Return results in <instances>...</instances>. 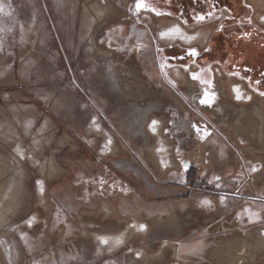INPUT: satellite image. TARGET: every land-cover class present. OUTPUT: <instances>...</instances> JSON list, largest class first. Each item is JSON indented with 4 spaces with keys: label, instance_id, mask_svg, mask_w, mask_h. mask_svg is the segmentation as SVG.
I'll use <instances>...</instances> for the list:
<instances>
[{
    "label": "rangeland",
    "instance_id": "374dc122",
    "mask_svg": "<svg viewBox=\"0 0 264 264\" xmlns=\"http://www.w3.org/2000/svg\"><path fill=\"white\" fill-rule=\"evenodd\" d=\"M136 2L0 0L9 13L0 12V264H216L210 252L226 248L232 236L264 232V218L249 209L242 235L217 232L199 246L200 256L174 253L181 236L161 229L169 226L170 210L175 225L198 212L199 202L206 210L204 201L223 206L225 193L239 192L240 185L241 193L264 198V137L253 138L235 121L242 112L264 111V100L223 74L215 92L202 87L191 96L187 69L169 66L154 96L163 110L147 117L146 138L133 135L124 99L145 101L149 85L138 48L154 38L161 46L201 47L208 32L204 28L193 44L168 39L161 33L178 27L182 36L180 26L137 10ZM251 2L252 15L264 24V0ZM206 90L212 102L196 105ZM153 118L166 150L154 149ZM179 118L188 119L191 130L179 127ZM261 253L245 264H264Z\"/></svg>",
    "mask_w": 264,
    "mask_h": 264
},
{
    "label": "flooded vegetation",
    "instance_id": "af4514ba",
    "mask_svg": "<svg viewBox=\"0 0 264 264\" xmlns=\"http://www.w3.org/2000/svg\"><path fill=\"white\" fill-rule=\"evenodd\" d=\"M145 2L150 7L144 9L152 11L151 8H155L156 11H152L153 14L157 15V12L163 13L161 16H166L167 18L165 19L168 21L176 22L184 33L182 36L175 33L173 38L170 33L169 36H165L168 39H179L184 43L193 44L199 40L204 28H207L208 32L204 34L206 37V44L201 47H184L178 43L161 46L157 43L156 38H154L153 42H151L152 44L146 43V45L138 48V53L137 51L136 53L139 55V58H141V60L139 59L138 61L145 70L149 80V85L146 83L147 87L143 88V92L145 93L143 97L145 101L143 99L139 101H143L140 103L142 106L148 107V113L146 114V118L141 119L140 111L131 109L129 105L130 102L124 99L126 103L125 108L127 107L126 109L130 115L127 124L128 131L132 132V134L133 131L137 133L141 132L142 135L139 136L143 137L142 129L146 123L147 117H149L151 113L158 112L160 108L163 110L160 106L163 105V103H159L158 100H155L154 96H156L157 89L162 88L159 84L163 78V72L167 71L165 68L169 66L179 67L184 70V65H187L188 76H191L192 72L199 73L200 79H192V81L190 80L191 82L188 81V84L185 85L189 87L188 90L191 96L200 93L202 87H207L215 92V85H217L216 76L220 77L223 74L239 79L247 90L250 89L259 97L262 96L261 98L264 100V95H261V93H264V24L259 22V20L252 15L253 11L249 4L250 2L253 6L251 0H249V2L247 0H145ZM209 12L212 13L210 17L207 16ZM169 13H171V15H168ZM196 15H205L206 18L203 21L197 22L195 19ZM249 20H251V23H249ZM185 21H187V23H185ZM184 26L187 28L190 27L194 31L199 28L200 30L190 33ZM185 32L193 36L192 40ZM245 33H248V36H245ZM190 48H195L199 55L189 57L187 51ZM146 49H148L149 56ZM162 64L165 65L163 68L161 67ZM133 66L134 65H132L130 71L131 73H136L137 69L134 71ZM201 80L210 81V83L204 84L201 83ZM257 81H259V83H257ZM163 82L166 87L175 90L171 83L166 80ZM175 93L184 97L178 90H175ZM200 96L201 97H197L196 95L195 97L196 105L201 104L200 100L203 99V95L201 94ZM147 98H150V101L147 102ZM152 104H159V110L155 109V107L152 108ZM137 116H139V121L137 120ZM133 119H136V122ZM179 119V127L185 129V127H182L180 124V122L184 120L188 126L187 130H191L192 127L188 125V119ZM140 121L142 122L141 124H139ZM130 123H132V125ZM144 130L147 132L145 126ZM143 138L146 137L144 136ZM235 162H238L237 158ZM126 163L129 162L127 161ZM132 170L134 172L136 171L134 168ZM172 225L177 227V225H181V222ZM201 252L202 249L200 248L194 250L195 255L200 256Z\"/></svg>",
    "mask_w": 264,
    "mask_h": 264
},
{
    "label": "crops",
    "instance_id": "0c3cea01",
    "mask_svg": "<svg viewBox=\"0 0 264 264\" xmlns=\"http://www.w3.org/2000/svg\"><path fill=\"white\" fill-rule=\"evenodd\" d=\"M239 192L234 193H225L223 198L222 205L223 206H217L215 205H207L208 210L203 209V205H198V212L200 214H197L196 217L193 215L194 213H198L197 210H192V213H186V215L183 217L184 219L181 221V225H177V227L173 226L171 221L173 215L171 213V210L167 208L168 215L167 219L169 226L167 228L161 227L162 231L169 232V235L176 234L181 236L179 243H173L174 244V253L177 254V251L181 249L183 250L184 254H193V251L196 248H199V246H205L204 242H211L212 239H214V235L217 232H223L222 235L219 237H227L232 232L235 233H241V235L244 232V229H246V224L248 223L249 219V209L255 210V214L259 215L262 219L264 218V198H259L257 196L248 194V193H241L240 190L242 189V186L238 188ZM260 193H264V188L260 189ZM197 199H195L194 202ZM241 200H244L243 203H241ZM215 202V200H214ZM229 204L230 209L226 212V205ZM250 203V204H249ZM172 204V203H171ZM254 206H251L253 205ZM169 205V204H168ZM172 208L175 207L174 203L171 205ZM180 207V205H178ZM118 207V205H117ZM202 207V208H201ZM189 209V208H187ZM118 211V210H117ZM181 212H185V210H180ZM187 214L189 217H187ZM193 217L196 219L195 223L197 224H190L191 220H193ZM200 221L202 222L201 224ZM205 227V230L201 233H198L196 228ZM172 226V227H171ZM170 229V230H169ZM161 231V230H160ZM192 235L191 238H188L187 236ZM236 236V235H234ZM232 236V238L234 237ZM240 236V235H239ZM247 236V235H246ZM241 236V237H246ZM187 237V238H186ZM218 237V238H219ZM212 238V239H211ZM248 238V237H247ZM251 238V237H250ZM183 240V241H182ZM232 240V239H231ZM219 248V247H218ZM216 248V249H218ZM264 255V251L258 255L259 256ZM257 257V258H258ZM183 264H189V263H183Z\"/></svg>",
    "mask_w": 264,
    "mask_h": 264
},
{
    "label": "bare ground",
    "instance_id": "6f19581e",
    "mask_svg": "<svg viewBox=\"0 0 264 264\" xmlns=\"http://www.w3.org/2000/svg\"><path fill=\"white\" fill-rule=\"evenodd\" d=\"M96 14H97V16H99V18L103 15L101 11L96 12ZM90 21H92L91 23L94 24V17H90ZM88 26H91V25H88ZM243 97L246 98V96H243ZM126 100H128L130 102L129 105H130L131 109H137L140 111L139 113H140L141 119L146 118V114L148 113V107L142 106L140 104V101H139L140 99L138 100V98L136 99L133 97V98H126ZM151 107L152 108L155 107V109L159 110V104H152ZM242 110H244V109H242ZM245 111H247V110H245ZM153 121H156L157 123L155 125H153ZM235 121H236V124L238 127L243 126V125L247 126L246 129L248 130L249 134L253 138H257L259 140L263 139L262 137H264V123L262 124V122H264V111L260 110V108L255 109L250 114L249 113L244 114V112L240 113V115H237V119ZM141 123L142 122L140 121L139 124H141ZM130 124L132 125V123H130ZM180 124L182 127H185V130H187L188 126L186 125L187 124L186 121L183 120L180 122ZM160 126H161V124L158 121V119L153 118V119H151V121L149 123V130L151 131L152 135L158 136L156 146L154 144V146L156 148H154V149L161 148V149L166 150V149H168V146H167L166 141L162 137L163 135H161V133H160L161 132ZM153 127L155 128V131H153ZM142 133H143V137L147 136L146 131L144 130V126L142 129ZM251 148H253V147L250 146L249 149L251 150ZM258 157H260V156H258ZM5 189H6V187H5ZM7 193H9V192H7ZM7 196H8V194H7ZM2 210H3V208H2ZM187 217H189L188 214H187ZM114 225H115V223H114ZM262 251H264V232L260 231L253 238H246V237H241L239 235H236L232 238V240H230L226 244V248L219 247L218 249H215L214 251L210 252V256H211V259L216 264H245V262H249L250 260L253 261V259H254L253 254H254V256H256L257 253H261ZM161 255H162V253L160 254V256ZM160 258H164V256L162 255ZM133 264H143V263L133 261Z\"/></svg>",
    "mask_w": 264,
    "mask_h": 264
},
{
    "label": "snow or ice",
    "instance_id": "6c2138e0",
    "mask_svg": "<svg viewBox=\"0 0 264 264\" xmlns=\"http://www.w3.org/2000/svg\"><path fill=\"white\" fill-rule=\"evenodd\" d=\"M135 7H136L137 10H140V9L148 8V7H150V6L146 4L145 0H137ZM151 10H152V11H156L155 8H151ZM0 12H4L5 15H8V14H9V13L5 12V9H4V6H3V5H0ZM157 15H163V13L157 12ZM168 15H171V13H169ZM211 15H212L211 12L207 13V16L210 17ZM205 18H206L205 15H196V16H195V19H196L197 22L203 21ZM262 19H264V18H262ZM185 23H187V21H185ZM249 23H251V20H249ZM4 30H5V29L0 28V31H4ZM7 31H11V29L9 28V29H7ZM179 31H180L179 28H178V27H175V28L169 29V31H168L167 33H161V35H168V34L173 33V32H175V33H179ZM244 35H245V36H248V33H245ZM182 38H183V37H182ZM2 44H3V41H2V38H0V47H2ZM187 55H188L189 57H194V56H198L199 53L197 52V50H196L195 48H190V49H188V51H187ZM164 66H165V65H163V64L161 65L162 68H163ZM184 67H185V69H187L188 66H187V65H184ZM191 76H192V79H193V80H198V79H200V75H199V73L192 72V73H191ZM201 83L208 84V83H210V81L201 80ZM257 83H259V81H257ZM235 91H236V98H237V99H241L242 96H241V94H240L239 89L237 88V89H235ZM212 95L214 96V93H213ZM261 95H264V93H261ZM249 99H250V97H249ZM211 102H212V99H211V97L209 96V92L206 90V91L204 92V98L200 100V103H201V104H210ZM156 123H157L156 121H153V125H155ZM193 127H195V125H194ZM153 131H155V128H154V127H153ZM198 131H199V129H198ZM205 135H207L206 132H205ZM110 142H111V141H109V143H110ZM17 151H19V148H17ZM252 171H257V169H256L255 167H253V168H252ZM216 179L218 180L219 177H217ZM221 199L223 200V197H222ZM203 203H205V204H210V201H204ZM33 219H34V218H33ZM28 224H29V226H31V220L28 221ZM140 227L143 229V228L146 227V226L141 225ZM99 239H100L101 243H104V244H107V243H108L107 238L101 237V238H99ZM120 242H121V241L119 240V238H117V240L115 241L116 244H119ZM110 250H111V249H109V251H110Z\"/></svg>",
    "mask_w": 264,
    "mask_h": 264
},
{
    "label": "trees",
    "instance_id": "16d2710c",
    "mask_svg": "<svg viewBox=\"0 0 264 264\" xmlns=\"http://www.w3.org/2000/svg\"><path fill=\"white\" fill-rule=\"evenodd\" d=\"M192 169H193V167H191V168L189 169V171H188V172L190 173V171H191Z\"/></svg>",
    "mask_w": 264,
    "mask_h": 264
}]
</instances>
